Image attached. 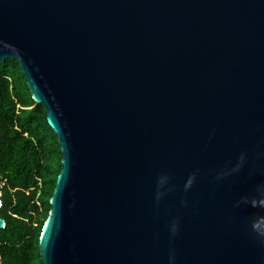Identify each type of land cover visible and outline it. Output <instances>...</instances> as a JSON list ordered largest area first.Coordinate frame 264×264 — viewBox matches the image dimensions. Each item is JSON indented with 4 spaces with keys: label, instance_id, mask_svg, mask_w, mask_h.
Listing matches in <instances>:
<instances>
[{
    "label": "water",
    "instance_id": "water-1",
    "mask_svg": "<svg viewBox=\"0 0 264 264\" xmlns=\"http://www.w3.org/2000/svg\"><path fill=\"white\" fill-rule=\"evenodd\" d=\"M10 59L63 153L44 264H264V0H0Z\"/></svg>",
    "mask_w": 264,
    "mask_h": 264
},
{
    "label": "trees",
    "instance_id": "trees-1",
    "mask_svg": "<svg viewBox=\"0 0 264 264\" xmlns=\"http://www.w3.org/2000/svg\"><path fill=\"white\" fill-rule=\"evenodd\" d=\"M58 136L20 62H0V264H44L40 238L62 169Z\"/></svg>",
    "mask_w": 264,
    "mask_h": 264
}]
</instances>
